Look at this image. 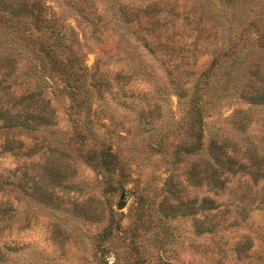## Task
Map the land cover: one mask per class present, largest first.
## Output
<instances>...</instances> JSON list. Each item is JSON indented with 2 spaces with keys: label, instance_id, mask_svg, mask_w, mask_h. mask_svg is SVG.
<instances>
[{
  "label": "rangeland",
  "instance_id": "obj_1",
  "mask_svg": "<svg viewBox=\"0 0 264 264\" xmlns=\"http://www.w3.org/2000/svg\"><path fill=\"white\" fill-rule=\"evenodd\" d=\"M27 1L63 35L0 4V264H264V0Z\"/></svg>",
  "mask_w": 264,
  "mask_h": 264
},
{
  "label": "trees",
  "instance_id": "obj_2",
  "mask_svg": "<svg viewBox=\"0 0 264 264\" xmlns=\"http://www.w3.org/2000/svg\"><path fill=\"white\" fill-rule=\"evenodd\" d=\"M20 3H21L20 7L15 8L12 2L9 1V4H7L5 3V0H0V4L2 5L3 8H5L4 12L12 15L13 17L12 21L13 20L19 21L22 17H27L29 19L33 18L36 24L39 25L41 30H47V32L50 34L49 40L52 39L53 36L59 37L63 35V33L62 34L60 33L55 23L44 15L45 10L40 5L39 7L37 6L31 7L30 2L27 0H24V1L20 0ZM35 7H37V9H35ZM44 49L46 50V53L49 56L48 59L49 60L51 59L52 64H54L53 70L57 73H60L62 76L65 77V79L67 80V85L69 89H71V92L76 97H78L80 91L82 90V82H83L82 78L85 77L84 75H85L86 68L84 69L82 67V65L78 61V58L73 57L71 54L63 53L65 49L62 46L61 42L60 44L57 43V41L56 43L48 42ZM76 97L74 98V100L77 99ZM204 108H205V105H204ZM198 109H199V103L196 107L197 112H198ZM201 110L203 109H200V114L202 113ZM196 124L197 122L194 120L193 125L195 126ZM199 124H200L199 131L195 132L194 127H193V134L191 135V138L192 137L194 138L195 136L194 143L192 145L194 154L202 153L205 149V144H206V140H205L206 135L202 128V115H200ZM108 156L109 155H107L106 157H103V155L101 154L92 152V153H88L86 155V158L91 160L92 162H96V165L99 166L98 165L99 159H102V162H105V160L107 162ZM112 157L113 155L109 157V160Z\"/></svg>",
  "mask_w": 264,
  "mask_h": 264
},
{
  "label": "water",
  "instance_id": "obj_3",
  "mask_svg": "<svg viewBox=\"0 0 264 264\" xmlns=\"http://www.w3.org/2000/svg\"><path fill=\"white\" fill-rule=\"evenodd\" d=\"M119 207H122V206H119Z\"/></svg>",
  "mask_w": 264,
  "mask_h": 264
}]
</instances>
